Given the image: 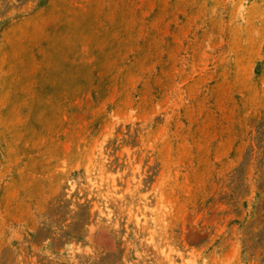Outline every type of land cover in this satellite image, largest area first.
Masks as SVG:
<instances>
[{"label":"rangeland","instance_id":"1","mask_svg":"<svg viewBox=\"0 0 264 264\" xmlns=\"http://www.w3.org/2000/svg\"><path fill=\"white\" fill-rule=\"evenodd\" d=\"M0 264H264V0H0Z\"/></svg>","mask_w":264,"mask_h":264}]
</instances>
